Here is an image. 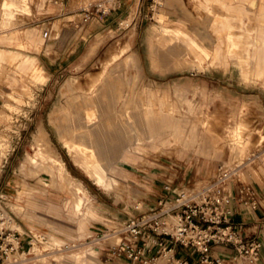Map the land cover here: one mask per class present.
I'll return each instance as SVG.
<instances>
[{
    "label": "rangeland",
    "instance_id": "374dc122",
    "mask_svg": "<svg viewBox=\"0 0 264 264\" xmlns=\"http://www.w3.org/2000/svg\"><path fill=\"white\" fill-rule=\"evenodd\" d=\"M2 1L0 0V4ZM15 1L20 7L15 10L10 27L0 28V36L17 32L20 41H25V33L36 29L43 35V45L39 50H35L30 46L22 48L14 43L3 42L0 43V48L35 56L49 73V77L45 83L33 84L29 80H22L12 70L0 74V195L5 197L8 210L13 216L10 227L19 232L23 230L16 217L30 220L32 212L40 209L44 210L49 218L41 220L44 223L42 224L44 229L37 230L31 227L32 231L26 232L32 233L36 239L30 243L31 246L23 245V250H29V252L18 257L19 261L13 264L37 263V259L41 256L36 257L32 252L34 246L38 248L39 254L51 261V264H56L54 256L83 251V248L88 245L98 252L97 260L101 264H142L131 263L112 254L122 235L112 233V229H109L102 221L87 220V229L93 232V237L75 240L73 242L75 246H71L73 245L71 242H66L67 245L62 250L44 247V242L50 234L58 239L66 240L62 230L52 231L48 227L46 224L48 221L57 223L59 227H70L71 233L74 236L77 234L76 224L68 219L67 213L55 216L48 213L45 208L32 207L30 200L34 197L44 200L49 198L61 203L65 197L70 196L65 191L59 192L50 188H47L49 191L47 195H41L39 191L46 187L38 181L37 176L40 173L51 172L54 174L55 181L62 179L63 160L70 175L79 180L87 190L85 199L89 198L104 216V220L111 223L122 222L127 217L158 208L161 196L172 199L177 193L192 192L200 184L213 181L218 167L223 166L224 162L244 155L242 146L235 141L233 134L226 136L230 100L234 101L237 107L247 104L244 111L249 130L248 135L244 137L250 140L247 152L251 160L245 158L241 161L243 164L239 166L236 162L238 160H234L230 167L235 169L232 182H226V185L220 188L229 189L230 192L233 187L243 189V195L253 198L257 203H262L264 199V86L262 79H243L231 62L228 67L223 64L210 66L207 62H203L199 67L190 56L186 57L188 61L185 64L175 68L169 61L172 59H168L164 66L161 63L153 65L150 60L148 36L153 27L161 25L157 20L159 13L165 14L166 25L180 27L190 34L202 36L206 47L209 50L213 48L216 41L210 29L212 14L199 7L195 0H156V5L152 3V0H111L110 2L106 0H28V11L22 10L20 0ZM98 3L105 4V13L97 11L95 5ZM126 6L127 10L124 11ZM1 12L3 10L0 7V21ZM121 12L123 13L120 14ZM114 18L117 20L109 24V21ZM96 39L101 42L95 53L77 68L89 45ZM126 41L131 45L129 52L122 54L111 66L123 61L126 54L136 55L138 64L136 74L139 80L134 84L135 92H139L138 88L141 86L165 88L172 86L174 82H181L193 83L214 96L213 109L208 111L200 109L193 113L200 125L197 129L198 134L207 135L209 132L212 142L192 144L191 150L187 151L175 144L156 146L152 150L156 152L149 153L140 165L118 159L116 165L127 172L129 180L124 187L105 190L94 183L93 179L96 180L94 176L93 179L87 176L86 172L74 162L72 155L62 146L58 138L63 131L64 122L66 123V120L74 114L73 111L69 112L63 108L68 104L73 108L81 102L78 96H73L72 92L62 93L61 88L66 81L73 78L82 82L88 78L86 82H91L93 86L95 81L87 76L98 74L101 71L102 62L110 59V54L117 52ZM153 45L158 50L166 48L161 45L159 37L153 39ZM46 46L49 47V53L45 51ZM115 75L123 80L133 81L135 71L120 70ZM12 76L18 78L15 87L10 84ZM93 89L90 87L89 90L94 92ZM219 95L225 101L217 98ZM88 99L91 98L88 97ZM122 99L123 97L120 98L121 102ZM201 100L200 98V103L203 102ZM199 107L202 108V106ZM93 108L95 109L94 106ZM210 112L213 117L210 116ZM130 114L126 111L123 116L131 120ZM182 114L187 116L190 112L184 111ZM96 115V111L92 109L87 113L88 119H96ZM41 129L46 137L41 142H37L36 136ZM184 134L186 135L184 138L189 137L185 132ZM49 140L62 160L57 153L48 150ZM144 144L135 145L140 151V159L147 151ZM207 146L211 147L208 150L211 155L209 159H205L195 151L196 148L206 151ZM90 162L96 165L94 160ZM45 163L49 165V168ZM249 166H254L259 173L252 175ZM39 178L49 180L46 174H40ZM22 182L23 184L28 182L40 190L34 192L32 196L19 197L18 190L21 189ZM73 182L76 183V181ZM167 184L170 187L169 191L163 188ZM113 235L117 236L118 241L111 238ZM258 235L257 230V234H248L246 239L264 241V229L260 237ZM239 263L260 264V261L248 263L238 260L233 264ZM147 264L157 263L155 260ZM165 264L176 263L166 262Z\"/></svg>",
    "mask_w": 264,
    "mask_h": 264
},
{
    "label": "crops",
    "instance_id": "0c3cea01",
    "mask_svg": "<svg viewBox=\"0 0 264 264\" xmlns=\"http://www.w3.org/2000/svg\"><path fill=\"white\" fill-rule=\"evenodd\" d=\"M27 1L20 0L23 11H28ZM195 1L199 7L212 14L210 29L216 41L213 48L209 50L206 47L202 36L190 34L180 27L174 28L166 25L165 14L159 13L157 20L161 25L153 27L148 36L151 63L153 65L161 63L164 66L168 59H172L169 61L175 68H178L185 64L188 61L186 57L190 56L199 67L203 62H207L210 66L223 64L228 67L231 62L243 79H262L264 86V0ZM123 5H125L124 2ZM0 7L3 10L0 28L7 29L11 25L15 10L20 6L15 0H3ZM125 10H127V6ZM115 20L117 18L111 19L109 24ZM156 37H159L161 45L166 47L164 50L154 47L153 39ZM24 39L25 41H20L17 32H11L0 36V43H14L22 48L30 46L35 50H39L43 45V35L36 29L26 32ZM100 42L101 40L96 39L89 45L77 68L92 57ZM130 48V43L124 42L117 52L110 54V59L102 62V68L98 74L87 76L95 81L93 86L91 82H86L88 78L85 82L73 78L66 81L61 88L62 93L72 92L73 96H78L81 102L74 105L73 108L69 104L63 108L69 112L73 111L74 114L73 117L66 120V123L64 122L63 131L58 138L62 146L72 155L74 162L86 172L87 176L92 179L94 176L96 178V180L93 179L94 183L105 190L124 187L129 180L127 172L116 165L118 159L140 165L143 164L149 153L156 152L152 151L156 146L175 144L182 146L187 151L191 150L192 144L212 142L209 132L207 135L198 134L197 129L200 125L193 113L200 109L204 111L213 109L214 96L193 83L184 84L181 82H174L172 86L165 88L141 86L138 88L139 92H135L134 84L139 80L136 74L138 70L136 55L134 53L126 54L123 61L111 66L122 54L129 52ZM45 51L46 53L50 52L48 46ZM129 69L135 71L133 81L131 79L123 80L120 76L115 75L120 70ZM8 70H12L19 78L29 80L33 84L45 83L49 77V73L35 56L0 48V74L7 73ZM17 76L11 77L10 84L14 87L17 85ZM90 87L94 88V92L89 90ZM24 91L27 92L25 88ZM88 97L91 99L89 100ZM122 97L121 102L120 98ZM200 98L203 101L201 103L199 102ZM217 98L225 101L220 95ZM228 105L230 115L226 124V136L233 134L235 141L242 146L243 154H246L250 145V140L244 137L246 134L248 135L247 131L249 130L244 111L247 104L237 107L236 103L230 100ZM91 109L96 111V119H88L87 113ZM126 111L131 113V120L123 116ZM184 111L190 112V115L188 114L187 117L182 114ZM210 116L213 117L211 112ZM38 127L43 128L42 126ZM184 132L189 136L188 138H184L186 137ZM145 142L147 144H144ZM140 143H143L147 150L142 159H140V151L135 146ZM209 149L211 147L207 146L206 151L202 148L198 150L196 148L195 151L205 159H209L211 156ZM48 150L59 155L50 140L48 141ZM59 157L62 160L60 155ZM91 160H94L96 165L91 163ZM62 164V179L55 181L54 174L51 172L40 173L49 177V180L45 181L39 178L40 174L37 176L38 181L46 188L40 190L28 182L25 184L22 182L18 196H32L39 190L41 195L45 196L49 193L47 188L70 194L61 203L39 197L30 200L32 207L45 208L48 213L55 216L67 213L68 219L76 224L77 236H74L70 227H59L55 222H46L52 231L62 230L66 240L58 239L51 234L48 236L66 246V242L73 244L75 240L93 237V232L87 229V220L105 222L109 229L114 227V222L104 220V216L90 202V199H85L87 190L79 180L70 175L63 160ZM46 167L49 168V165L46 164ZM249 167L252 175L259 173L254 166ZM262 200V203L258 202L255 210H251L247 205L241 203L236 205V215L233 219L244 237H247L248 234H257V230L260 237L263 232L264 199ZM32 214L30 220L16 217L23 230L20 232L21 234L28 230L32 231L31 227L37 230L45 228L41 220H48V214L40 209H35ZM116 237V235L111 236L117 240ZM25 244H27V238L22 236V245ZM261 244L258 261L260 264H264V241H261ZM212 252L214 255L225 258L234 254L233 249L229 246H213ZM175 253L176 257L181 260L198 264L197 254L192 253L191 249L178 246L175 248ZM97 254L98 252L88 245L83 248V251L72 252L65 256H54V261L56 264H65L66 262L101 264L97 260ZM34 264H51V261L45 258Z\"/></svg>",
    "mask_w": 264,
    "mask_h": 264
},
{
    "label": "built area",
    "instance_id": "2783aa9c",
    "mask_svg": "<svg viewBox=\"0 0 264 264\" xmlns=\"http://www.w3.org/2000/svg\"><path fill=\"white\" fill-rule=\"evenodd\" d=\"M152 3L156 5V0ZM104 5L96 4L97 11L105 13ZM233 170L219 166L214 180L200 184L196 190L177 193L172 199L161 196L158 208L127 217L122 222L115 221L111 232L122 237L112 254L131 263L147 264L166 258L167 262L191 264L176 257L175 248L179 246L197 254L198 264H233L238 260L256 263L261 241L246 239L233 218L238 203L251 210H255L258 203L243 195V189L233 187L230 192L220 188L232 182ZM163 188L170 189L168 184ZM12 220L6 199L0 195V264H13L29 252L23 250L22 236L28 239L30 246L36 239L30 232L21 234L11 228ZM213 246H229L234 254L228 258L214 255Z\"/></svg>",
    "mask_w": 264,
    "mask_h": 264
},
{
    "label": "bare ground",
    "instance_id": "6f19581e",
    "mask_svg": "<svg viewBox=\"0 0 264 264\" xmlns=\"http://www.w3.org/2000/svg\"><path fill=\"white\" fill-rule=\"evenodd\" d=\"M46 137V134L45 132L41 129L38 131V134L36 136V140L37 142H41V140H43L44 138ZM39 145V144H38ZM41 147V146H40ZM246 159H249L251 160V158L249 157V154L246 153L244 154L242 157L240 158H237V159H232V160H228L226 161L223 166L228 168V167H231L233 162H235L234 160H238L236 161L237 162V166L243 164V160ZM235 170V169H234ZM114 228V227H113ZM43 243V242H42ZM44 247L48 248V249H54V248H57L58 250H62L64 246V244L58 242V241H55L53 240L51 237L48 236L47 240L44 242ZM32 252L35 253V256L38 257V256H41L39 259H37V261L41 260V259H45L46 257L42 256V254H39L38 252V248L36 246L33 247L32 249ZM19 260H16L14 263H17ZM167 262V259L166 258H159L158 260H156V263L157 264H165ZM240 264V263H239Z\"/></svg>",
    "mask_w": 264,
    "mask_h": 264
}]
</instances>
